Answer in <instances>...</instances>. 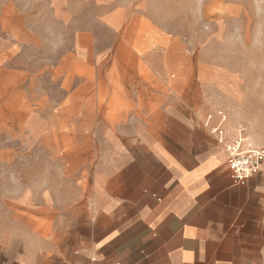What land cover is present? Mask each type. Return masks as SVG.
Segmentation results:
<instances>
[{"label": "rangeland", "instance_id": "rangeland-1", "mask_svg": "<svg viewBox=\"0 0 264 264\" xmlns=\"http://www.w3.org/2000/svg\"><path fill=\"white\" fill-rule=\"evenodd\" d=\"M114 61L159 81V107L225 117L230 139L264 148V0H0V219L75 193L74 165L91 163L77 81Z\"/></svg>", "mask_w": 264, "mask_h": 264}, {"label": "crops", "instance_id": "crops-1", "mask_svg": "<svg viewBox=\"0 0 264 264\" xmlns=\"http://www.w3.org/2000/svg\"><path fill=\"white\" fill-rule=\"evenodd\" d=\"M131 69L89 81L82 65L76 148L91 163L71 196L0 219V264H264V168L235 185L215 124L173 97L159 107V81Z\"/></svg>", "mask_w": 264, "mask_h": 264}, {"label": "built area", "instance_id": "built-area-1", "mask_svg": "<svg viewBox=\"0 0 264 264\" xmlns=\"http://www.w3.org/2000/svg\"><path fill=\"white\" fill-rule=\"evenodd\" d=\"M213 116L205 119L206 127L210 128ZM226 118L221 123L211 127V132L217 137L218 143L222 145L228 155V166L235 185H245L250 179L261 174L264 168V148L254 147L239 135L230 139L228 132L224 129Z\"/></svg>", "mask_w": 264, "mask_h": 264}, {"label": "bare ground", "instance_id": "bare-ground-1", "mask_svg": "<svg viewBox=\"0 0 264 264\" xmlns=\"http://www.w3.org/2000/svg\"><path fill=\"white\" fill-rule=\"evenodd\" d=\"M256 146V145H255Z\"/></svg>", "mask_w": 264, "mask_h": 264}]
</instances>
